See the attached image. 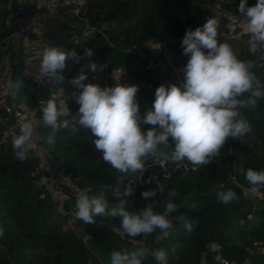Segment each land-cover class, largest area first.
<instances>
[{
  "label": "trees",
  "instance_id": "trees-1",
  "mask_svg": "<svg viewBox=\"0 0 264 264\" xmlns=\"http://www.w3.org/2000/svg\"><path fill=\"white\" fill-rule=\"evenodd\" d=\"M257 0H247V5H255ZM240 0L224 3L223 0H86L85 10L80 17L68 13V6L57 4L55 11L41 20L42 34L56 43L75 48L85 63L118 70L122 73L120 84L136 85L139 88L138 102L142 114L150 109L155 94L148 91L144 83L151 78L145 68L147 60L153 56L163 62L160 52H153L147 47L149 41L173 40L168 48L174 63L186 65L180 37L187 28H197L204 13L213 14V8L222 6L232 10L239 9ZM32 12L40 7L29 6ZM221 8V7H220ZM87 19V22L85 20ZM94 29L92 37L80 40L86 27ZM102 26H105L101 29ZM6 27L0 29V58L4 52ZM244 35L238 58L253 61L252 69L264 84V60L258 65L257 53H249ZM137 45L138 51L132 48ZM85 48H92L94 55L86 57ZM159 81L161 76H155ZM117 82L110 80L98 83L101 87H111ZM72 99L66 104L70 111L78 112L79 105L73 93L80 91L70 85ZM20 96L23 97L38 121L41 142L49 155L58 160L65 173L70 175L89 196L101 195L110 207L119 203L112 189L119 184L121 191L125 185L117 182L119 176L102 160L101 154L93 144L90 131L78 129L73 134L68 129L57 132L54 144L46 142L51 129L42 122V104L55 93L54 86L41 87L25 79L21 82ZM242 118L247 120L252 132L245 137L246 143L229 138L219 156L196 170L183 169V163L165 160L167 170L178 164L169 178L162 177L160 166L149 161L147 170L157 174L163 182V192H156L154 181L143 183L133 189V194L126 197L129 210L136 211L148 203L141 197L145 190L157 193L153 200L155 211L162 212L167 199V192L175 189L180 197L175 200L182 205L180 214L188 219L198 217L199 223L192 233H188L177 222L168 238L157 240L155 234L128 240L112 229L102 226L99 216L96 223L85 224L75 218L76 204L59 203L51 199L46 185L41 181V173L35 169L36 161L29 153V158L21 162L15 158L11 142L0 139V226L4 235L0 237V264H110L113 249L133 250L143 242L150 249L170 251L177 246V258L169 257V264H199L205 245L215 241L222 245V256L249 264H264V198L258 194L252 199L242 198L239 204L223 205L217 202L220 191L233 190L241 194L242 187H247L244 172L248 168L264 170V99L257 101L254 108L240 109ZM144 128L150 127L147 125ZM5 125L0 124V136ZM232 145V152L229 146ZM166 153L168 150L160 148ZM147 174L144 175L143 179ZM232 176L240 185L230 183ZM264 196V187L260 189ZM191 198L188 206H183V199ZM259 196V197H258ZM152 202V201H149ZM195 203L196 208H190ZM247 215L251 217L248 218ZM119 225V217H108ZM258 244V245H255ZM263 250H259L258 247ZM209 253V262L212 261ZM142 264H157L152 256H147Z\"/></svg>",
  "mask_w": 264,
  "mask_h": 264
},
{
  "label": "clouds",
  "instance_id": "clouds-1",
  "mask_svg": "<svg viewBox=\"0 0 264 264\" xmlns=\"http://www.w3.org/2000/svg\"><path fill=\"white\" fill-rule=\"evenodd\" d=\"M246 5L247 0H240L239 12L244 19L239 23L249 36L248 51L253 56L264 54V0H257L251 7ZM218 30L219 21L214 17H208L195 30H186L181 45L182 54L188 57L182 69L183 80L179 85L171 83L157 87L152 107L143 114L137 98L138 86L116 83L101 87L84 83L88 77L81 70L69 80L80 90L78 94L73 93L79 105L78 112L73 114L65 99L59 100L55 93L41 106L42 122L51 129L46 142L54 144L57 132L63 129L73 134L78 129L90 131L102 160L123 175L145 172L149 161L159 163L162 155L172 163L187 161L194 167H201L220 155L229 138L246 143L245 137L252 132V127L242 118L240 109L254 108L258 100L264 99V84L252 70L253 61L239 59L229 44L219 42ZM84 55L93 56V49L85 48ZM81 58L75 48L66 50L45 45L34 75L37 80H46L52 85L63 83L67 62H79ZM90 68L93 72L103 70V66L98 69L95 63ZM60 91L63 93L62 89ZM144 125L150 127L144 128ZM18 127L11 147L15 158L24 162L35 147V127L27 116L19 117ZM161 147L168 151L161 153ZM244 176L248 186L242 187L241 194L230 189L220 191L217 202L239 204L242 198L256 197L264 187V170L248 168ZM112 191L119 198V203L112 207L102 196L78 191L75 218L93 224L97 216L119 217L118 234L129 239L153 234L157 240L168 238L177 222L192 233L199 223L198 217L188 219L181 214L172 215L182 208L175 202L180 197L175 189L167 192L162 212L155 211L153 198L157 193L151 189L141 193L148 203L136 211L127 207L126 197L133 194L130 184L123 191L118 184ZM190 198L184 197L183 206H188ZM190 208L195 209V203ZM3 235L4 228L0 226V237ZM205 249L199 264H209V253L213 254L214 264H221L222 245L212 241ZM110 256V264H142L147 256H152L157 264H169L170 256L178 259L177 246L170 251L153 250L143 242L133 250L113 249Z\"/></svg>",
  "mask_w": 264,
  "mask_h": 264
},
{
  "label": "built area",
  "instance_id": "built-area-1",
  "mask_svg": "<svg viewBox=\"0 0 264 264\" xmlns=\"http://www.w3.org/2000/svg\"><path fill=\"white\" fill-rule=\"evenodd\" d=\"M57 4L68 6V13L75 17H80L81 13L85 10V2L83 0H43L41 4L37 5L41 10L38 12H32L29 8V0H14L13 9L11 13L10 28L5 39L4 52L0 58V124L5 125L4 131L0 136L2 141H6L7 137L18 134V120L20 116H27L34 124L35 127V147L30 151L31 155L36 161V171L41 173V181L46 185L51 199L62 205L66 202L73 201L76 204V196L78 191L85 192L70 175L65 173L60 166L58 160L51 157L47 149L41 142V135L39 133L38 121L34 115V112L30 110L23 97L20 96L19 90L21 82L25 79L33 81L36 85L41 87L54 86L59 90L66 91L65 102L67 103L72 99L71 88L69 80L77 76L81 70L87 73V80L84 83H105L110 80H115L120 83L122 80V73L118 70H109L103 67L102 71L93 72L85 61L81 58L79 62L69 60L67 67L64 70L63 75L65 80L63 83L52 85L46 80H37L34 73L38 69L39 61L42 58V51L45 45L48 46H60L66 50H70L67 46L56 43L45 37L42 34L41 20L52 14ZM251 7L254 5H246ZM221 7V8H220ZM208 17H214L219 21V33L218 40L226 41H241L244 38L245 32L240 26L239 20H243V15L238 10H232L222 6L214 7L213 14L204 13L201 17L202 26ZM87 22V19L85 20ZM105 26H102L103 29ZM195 30L196 28H187ZM186 30L182 33L180 40L186 33ZM95 31L91 27H86L82 36H86L85 39L92 37ZM173 40L162 41H149L146 45L149 50L153 52H160L165 59L163 62L155 59L151 56L145 65V68L150 71V80L144 83L146 89L155 94V90L161 84L165 86L175 83L179 85L183 80L182 69L185 65L174 63L171 53L169 52L168 45ZM138 51L137 45H133L132 48ZM15 51V58L11 60V53ZM264 60V54L258 56V65L262 66ZM101 66H98V69ZM15 69H17L15 71ZM16 73V80L11 82L12 74ZM120 73L121 77L118 76ZM160 75L159 81H156L155 76ZM67 83L64 86V83ZM58 96V94H56ZM63 100V99H62ZM229 152H232V145L229 146ZM153 165V164H151ZM148 165V166H151ZM154 165L160 166L162 170V177L169 178L172 172L180 167L182 164L176 165L172 171L167 170L165 160L160 159L159 163ZM147 166V168H148ZM199 167L193 165H186L183 163V169L196 170ZM147 174L145 179L144 175ZM150 181L155 182L156 192H163L164 184L161 180H158L157 174L152 171L146 170L145 172H137L136 176L126 177L119 176L117 182L121 185H131L132 188H136L138 185L148 183ZM230 183L234 185H240L235 176H232ZM76 206V205H75ZM75 213H73L74 215ZM250 218V215H247ZM98 222L109 229L117 228L114 231L117 235L119 225L114 221L107 218L99 217ZM120 236V235H119ZM128 240H131L128 238ZM255 245H258L255 243ZM259 250H263L262 247H258ZM209 264H214L212 260ZM221 264H249L247 261H238L233 258L223 257Z\"/></svg>",
  "mask_w": 264,
  "mask_h": 264
},
{
  "label": "rangeland",
  "instance_id": "rangeland-1",
  "mask_svg": "<svg viewBox=\"0 0 264 264\" xmlns=\"http://www.w3.org/2000/svg\"><path fill=\"white\" fill-rule=\"evenodd\" d=\"M13 1L14 0H0V29H1V25L4 23V25L6 27V33L9 31V28H10V20H11L10 16H11L12 9H13ZM42 1L43 0H29V6H31V5L37 6V5L41 4ZM83 1L86 2V0H83ZM223 1H224V3H231V2H234V1H237V0H223ZM79 37H80L79 38L80 40H84L86 36L83 37L81 35ZM242 41L243 40H241V41H226V40H221L220 42L229 44L233 48L234 52L238 56L240 46L242 45ZM16 70L17 69H15V71ZM118 76L121 77L120 73L118 74ZM15 80H16V73L12 74L11 82L14 83ZM66 84L67 83L65 82L64 83V86ZM55 90H56V94H58V99L59 100L65 99L66 94H67L66 91H64L63 93H61V91L57 87H55ZM11 139H12V136L7 137L6 143L8 141L11 142ZM161 153H163L162 150H161ZM259 195H260V197L262 199L264 198L263 194L259 193ZM98 196H101V195H98Z\"/></svg>",
  "mask_w": 264,
  "mask_h": 264
},
{
  "label": "water",
  "instance_id": "water-1",
  "mask_svg": "<svg viewBox=\"0 0 264 264\" xmlns=\"http://www.w3.org/2000/svg\"><path fill=\"white\" fill-rule=\"evenodd\" d=\"M14 58H15V51H13V52L11 53V60L13 61Z\"/></svg>",
  "mask_w": 264,
  "mask_h": 264
}]
</instances>
